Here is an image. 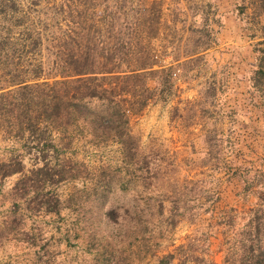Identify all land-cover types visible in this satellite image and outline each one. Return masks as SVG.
I'll return each mask as SVG.
<instances>
[{
	"label": "trees",
	"instance_id": "trees-1",
	"mask_svg": "<svg viewBox=\"0 0 264 264\" xmlns=\"http://www.w3.org/2000/svg\"><path fill=\"white\" fill-rule=\"evenodd\" d=\"M178 4L179 0H0V134L19 147L0 160V188L6 179L16 177L9 192L12 214L0 230V240L20 232L19 203L30 214L55 216L68 204H78V196L60 200L57 188L79 179L81 166L68 154L74 152V141L86 135L96 145H117L123 166L132 170L143 189L157 183L159 160L139 152L129 115L172 95L174 67H165L161 60L170 36L166 28L172 27L165 18L182 13ZM207 7L210 4L191 8L202 20L196 26L193 15L188 27L183 53L192 58L187 65L215 43L212 25L218 24L217 14L213 9L210 17ZM237 9L240 16L250 9L259 18L264 16V0H241ZM255 51L249 85L262 112L264 50ZM206 90L213 101L221 88L210 83ZM203 142L206 155L218 159L216 138L207 135ZM232 175L239 176L243 192L258 188L257 203L241 213L230 208L219 215L227 229L222 264H264L263 176L255 169L233 170ZM110 181L94 186L91 217L117 223L115 204L105 197ZM166 198L169 216L162 218L161 201L157 211L168 231L186 213L202 210L215 217L219 202L218 196L206 194L198 185L174 187ZM22 235L34 242L26 232ZM209 235L201 232L186 238L156 258L157 264H216ZM96 254L94 264H130L122 250L107 245H99Z\"/></svg>",
	"mask_w": 264,
	"mask_h": 264
},
{
	"label": "rangeland",
	"instance_id": "rangeland-1",
	"mask_svg": "<svg viewBox=\"0 0 264 264\" xmlns=\"http://www.w3.org/2000/svg\"><path fill=\"white\" fill-rule=\"evenodd\" d=\"M179 3L182 13L165 18L172 32L166 28L170 36L161 60L165 67H174L172 95L166 101L149 103L138 115H129V129L137 138L139 152L159 160L161 175L153 189H143L132 170L125 169L117 145H96L88 135L76 139L74 152L68 156L80 164L81 175L59 185L57 192L62 201L78 196V204H68L55 216L30 214L19 203L20 232L0 240V264H94L99 245L122 250L130 264H157L156 258L201 232L210 234L213 260L222 264L227 229L219 215L230 208L241 213L257 203L258 188L243 192L239 173L232 175L233 170L255 169L264 180V111L249 85L255 49L264 50V16L253 17L250 9L238 15L241 0ZM199 4H210L205 10L210 17L213 9L217 14L218 24L212 25L215 43L187 65L185 61L192 57H184L183 50L195 15L191 8ZM195 16V25H201L202 17ZM210 83L222 90L213 101L206 94ZM207 135L216 138L218 159L206 155L209 151L203 138ZM14 148L19 149L0 134V160L8 158ZM108 179L112 181L105 197L115 204L120 216L117 223L91 217L96 198L93 188ZM15 180V176L6 179L0 188V230L12 214L9 192ZM195 185L218 196L215 217L202 210L186 213L168 231L161 221L169 216L166 196L174 187ZM158 201L163 202V219L158 217ZM233 210L231 214H236ZM24 232L34 238L33 243L23 237Z\"/></svg>",
	"mask_w": 264,
	"mask_h": 264
}]
</instances>
